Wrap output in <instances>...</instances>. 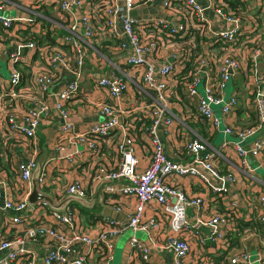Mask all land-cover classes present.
Segmentation results:
<instances>
[{
  "label": "built area",
  "instance_id": "obj_1",
  "mask_svg": "<svg viewBox=\"0 0 264 264\" xmlns=\"http://www.w3.org/2000/svg\"><path fill=\"white\" fill-rule=\"evenodd\" d=\"M234 1L0 0V60L8 70L7 77L0 73V140L3 136H24L30 141L27 155L16 161L20 193L6 194L8 182L0 177V264H87L88 258L93 264H109L116 238L128 229L144 231L149 238L144 241L129 236L130 254L139 256L141 264H148L144 262L153 249L171 252L174 264H215L204 257L188 259L190 242L183 233L192 230L195 234L204 226L208 233L201 240L225 243L232 217L210 208L205 197L188 193L172 178L194 176L214 192L235 193L229 205L236 208L242 198L238 189L233 190L234 169L221 171L219 155L196 136L184 143L189 161L170 158L158 129L173 123L168 102L180 89L196 105L195 116L206 120L212 131L222 125L223 132L236 135L234 143L242 161L247 162V152L264 150L261 137L253 138L248 147L242 145L264 123V15H249L242 7L245 0ZM49 5L53 8H47ZM105 39L116 40L114 44L125 52L123 63L113 62L106 71L107 56L95 48ZM4 52L6 58L1 59ZM94 53H100L102 61L87 70L88 76L106 88L113 101L95 100L92 108L102 119L82 130L75 129L69 102L79 93V76L85 74V61ZM243 57L248 61L244 76L256 118L248 126L224 125L213 106L217 104L224 115L237 106L235 92L226 90ZM125 67L131 72H125ZM133 74L146 88L145 98L135 108H128L135 111L134 119L125 120L127 109L116 102L122 100L130 83L138 81ZM61 78L62 84L55 89L54 83ZM140 110L150 119L144 128L135 121ZM54 114L59 121L56 145L59 150L71 146L66 154L70 161L83 152L97 154L112 136L116 160L113 165L93 166L92 178L125 180L117 186L104 184L115 210L132 201L125 224L113 217L97 216L84 226L75 206L67 204L57 210L44 201L29 202L30 179L37 165L38 128L43 122H51ZM140 140L147 143L150 152L143 167L136 153ZM0 159L7 160L6 154ZM49 181L43 160L38 182L42 188ZM68 193L88 195L80 177L66 182L53 195L58 201ZM113 194L116 196L110 197ZM189 208L194 211L192 222ZM257 210L264 228L262 194ZM161 214L167 220L165 233ZM28 242L43 245L42 252L31 249ZM261 259L258 256V263L264 264ZM239 260L256 262L245 250L229 261L234 264Z\"/></svg>",
  "mask_w": 264,
  "mask_h": 264
},
{
  "label": "crops",
  "instance_id": "obj_2",
  "mask_svg": "<svg viewBox=\"0 0 264 264\" xmlns=\"http://www.w3.org/2000/svg\"><path fill=\"white\" fill-rule=\"evenodd\" d=\"M24 1L25 3H29L31 0ZM49 7L53 8L50 5L47 6V8ZM242 7L244 8V12L249 15H255L257 18L264 15V0H245L242 3ZM52 15H54V12ZM115 42L116 40L105 39L101 46H99L98 42L95 46L96 49L102 50L103 54L107 56L105 67L103 66V70L105 71L113 62L117 64L123 63L125 52L119 49L114 44ZM110 53L112 54V59ZM25 54L30 55V51L26 50ZM102 57L100 53L89 54L84 65L85 74L82 73L83 76H79L80 91L69 102L75 129L82 130L102 119V115L95 113L92 108V103L95 100L104 99L110 102L113 101V99L108 97L107 89L96 85L88 76L87 70L99 65ZM247 63V59L243 57L241 68L232 76L227 86L226 92H235L238 98V104L233 112L224 115L220 112L217 104L213 106L214 112L221 118V123L224 125L248 126L254 123V119L256 118V110L251 101L250 85L247 84L244 76V67ZM124 69L125 72H131L128 67ZM135 78L138 81L130 83L122 100L116 102V105L120 106V108L127 109L124 112L125 120L134 119L135 111L128 108L131 106V108H135L134 106L142 98H145L143 91L146 88L139 76L135 75ZM63 80L64 78H61L59 82L54 83V88H58ZM249 82H251L250 78ZM195 110L196 105L188 100L180 89L169 98L168 114L172 115L173 123L168 126H161L158 129L167 155L176 160L189 161L191 156L186 153L184 143L188 138L194 136L200 137L205 141L209 150L219 155L218 165L221 171L228 168L234 169L236 182L233 185V190L238 189L236 192L239 193L242 200L236 208H230L229 203L231 199L237 196L235 193L228 196L214 192L209 186L201 183L194 176H174L172 178L188 193L200 194L205 197L208 200L210 208L227 213L232 217L233 224L230 225L229 231L225 232V243L212 242L207 238L201 240L208 233V228L204 226H199L198 229L200 231L195 234L192 230L185 231L183 236L190 242V252L187 258L198 259L204 257L207 258V261L213 260L215 264H232L229 261L230 258L237 255L238 252L245 250L250 254L251 260H256V262L249 261L245 263L244 260H239L234 264H259V260H257L258 256H262L261 261L264 262V228L259 222L257 210L259 196L260 194L264 195V150L257 154L247 152L245 156L247 162L242 161V157L237 154L234 143L237 140L236 135L223 132L222 125L219 129L212 131L206 120L195 116ZM136 116L138 119H135V121L142 128L150 123L149 117L145 116L143 111L140 110ZM58 124V116L54 114L51 122H43L38 128L35 153L37 158H42L46 163L47 174L50 180L49 185L43 186L42 189L55 195L58 194V188L63 187L66 182L80 177L86 186V193L88 194L86 198L98 199L101 208H83L79 203L72 205L77 208L76 212L78 213L79 221L84 226H87L94 222V218H99L97 216H108L120 220L125 224L126 213L131 210L132 201L130 205H123L122 209L117 211L113 208L114 201L109 200L110 198L108 199L107 194L104 192V184L106 182L114 183L113 185L117 186L125 183V180L111 181L103 178H92L93 166H97L99 163L113 165L116 160L117 153L111 143L112 136L105 142L101 141L103 143L97 154L83 152L80 155H74L73 160L70 161L66 157V154L72 150L71 146L59 150L56 145ZM260 137L264 138V123L258 129L256 128L253 136L246 138L242 142L243 147L251 145L253 138ZM29 143V139L24 136L14 138L10 136L1 137L0 152L1 154H6L7 160L0 159V177L6 178L8 187L5 193L11 196H17L20 193L16 161L27 155ZM3 148L7 153H3ZM136 153L140 158V167L145 166L150 155L147 143H143V140H140V143H137L136 146ZM115 196L116 194H113L110 197ZM106 198L108 199L107 202L105 201ZM68 204L71 205L70 203ZM104 207L109 208L107 214L103 212L102 208ZM187 213L189 221L192 222L194 220L193 209L189 208ZM160 220L161 228L165 233L168 228L167 220L162 214ZM1 223L2 220L0 219V226ZM5 230L8 233L12 232L10 228H6ZM126 231H129L130 234L126 237L124 247L120 253L119 264H141L139 256L130 254L129 236H136L137 231H132L131 229ZM118 238H116L115 243ZM138 238L144 241L149 240L147 234L145 238ZM28 246L31 249H36L39 253L43 250V245L34 242H28ZM86 263L93 264L92 258H88ZM144 263L174 264V260L171 252L153 249L148 262Z\"/></svg>",
  "mask_w": 264,
  "mask_h": 264
},
{
  "label": "water",
  "instance_id": "obj_3",
  "mask_svg": "<svg viewBox=\"0 0 264 264\" xmlns=\"http://www.w3.org/2000/svg\"><path fill=\"white\" fill-rule=\"evenodd\" d=\"M132 13H134V11H132ZM6 53L7 52H4L1 55V59L6 58ZM81 76H83V74H81ZM42 163H43L42 158H37V165L33 169L31 179H30L31 188H30V191L27 197L29 202L35 203L36 201H44L46 202V204H48L50 208L57 209V210H63L65 206L72 201L79 203V205H81L83 208H94V209L101 208L98 199H88L84 196H80V195L72 194V193H68L63 198H61L59 201H56L55 197L52 194H50L46 190H43L39 185L38 175H39ZM102 209H103V212L106 214L107 212H109L108 211L109 208L107 207H104Z\"/></svg>",
  "mask_w": 264,
  "mask_h": 264
},
{
  "label": "rangeland",
  "instance_id": "obj_4",
  "mask_svg": "<svg viewBox=\"0 0 264 264\" xmlns=\"http://www.w3.org/2000/svg\"><path fill=\"white\" fill-rule=\"evenodd\" d=\"M0 73L2 76L7 77L8 76V70L6 68V64L3 60H0ZM130 234L129 231H125L122 234H120L117 242L114 245V249H113V258L112 260H110L109 264H119V258H120V253L124 247V243L126 240V237ZM145 232L138 230L136 232V236L141 237V238H145Z\"/></svg>",
  "mask_w": 264,
  "mask_h": 264
},
{
  "label": "trees",
  "instance_id": "obj_5",
  "mask_svg": "<svg viewBox=\"0 0 264 264\" xmlns=\"http://www.w3.org/2000/svg\"><path fill=\"white\" fill-rule=\"evenodd\" d=\"M229 1H230L231 4H234L235 3L234 0H229ZM138 131L140 132V129ZM70 204L71 205H74V204H77V202L72 201V202H70Z\"/></svg>",
  "mask_w": 264,
  "mask_h": 264
}]
</instances>
